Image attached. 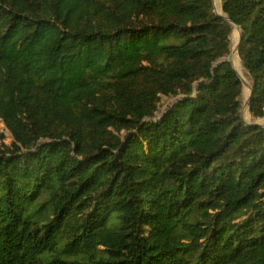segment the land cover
<instances>
[{
    "label": "trees",
    "instance_id": "16d2710c",
    "mask_svg": "<svg viewBox=\"0 0 264 264\" xmlns=\"http://www.w3.org/2000/svg\"><path fill=\"white\" fill-rule=\"evenodd\" d=\"M219 1L0 0V264H264V0Z\"/></svg>",
    "mask_w": 264,
    "mask_h": 264
},
{
    "label": "rangeland",
    "instance_id": "374dc122",
    "mask_svg": "<svg viewBox=\"0 0 264 264\" xmlns=\"http://www.w3.org/2000/svg\"><path fill=\"white\" fill-rule=\"evenodd\" d=\"M220 1L217 0V2L214 4L213 10L214 12H216L217 14H221L220 11ZM240 29L239 27H234L232 28V38H231V51L229 53L228 56H226L225 58H223L222 60H228L231 62L232 67L234 68V70L236 72H238V74L240 75L241 79H242V87H243V102L241 107H243V105L246 103L247 104V99L249 97L250 94V89L251 88V84H250V80L247 77L245 71L242 68V63L241 61L237 58L236 55V50L233 51V44L235 42V44L237 45L238 40H239V36H240ZM237 49V48H236ZM246 82V84H245ZM248 87H247V86ZM162 102L164 103V106L162 109L166 108L169 104H171L173 102V100H169L165 102V99L162 100ZM241 117L242 119L245 121L246 124L250 125V119L248 117V104L246 106V111L243 109L242 113H241ZM256 124L260 125L261 127L264 128V117L260 120L256 121ZM112 129L115 131V133H118L119 135H124V131L122 129H120L117 126H113ZM0 130L3 131L5 133V135L8 136V134L5 132L6 128L4 127V125L2 124V122L0 121ZM11 140L10 137L7 138V140H5L6 142H9Z\"/></svg>",
    "mask_w": 264,
    "mask_h": 264
},
{
    "label": "water",
    "instance_id": "95a60500",
    "mask_svg": "<svg viewBox=\"0 0 264 264\" xmlns=\"http://www.w3.org/2000/svg\"><path fill=\"white\" fill-rule=\"evenodd\" d=\"M214 4H215V2H214V0H212V5H213V7H214ZM217 15H219V16H221V14H217ZM232 27L234 26V27H237L235 24H233L230 20H229V18L228 17H223ZM240 29V28H239ZM241 38H242V33L240 32V36H239V40H238V43H237V45H236V47H235V50H236V48H237V46L239 45V42H240V40H241ZM234 50V51H235ZM226 61H228V60H226ZM230 62V61H229ZM231 63V62H230ZM235 71V70H234ZM235 73L237 74V76L239 77V79L241 80V82H242V79H241V77H240V75L238 74V72H236L235 71ZM251 95H252V89L250 88V94H249V97H248V99H247V104L249 103V101H250V98H251Z\"/></svg>",
    "mask_w": 264,
    "mask_h": 264
},
{
    "label": "bare ground",
    "instance_id": "6f19581e",
    "mask_svg": "<svg viewBox=\"0 0 264 264\" xmlns=\"http://www.w3.org/2000/svg\"><path fill=\"white\" fill-rule=\"evenodd\" d=\"M214 2L216 3L217 0H214ZM235 47H236V44H235V42H234V44H233V51L235 50ZM245 84H246V82H245ZM246 86H247V85H246ZM247 87H248V86H247ZM249 89H250V87H249ZM246 106H247V104L245 103V104L243 105V107H241L240 114L242 113V110H243V109L246 111Z\"/></svg>",
    "mask_w": 264,
    "mask_h": 264
}]
</instances>
